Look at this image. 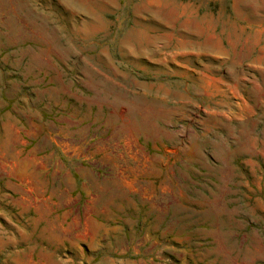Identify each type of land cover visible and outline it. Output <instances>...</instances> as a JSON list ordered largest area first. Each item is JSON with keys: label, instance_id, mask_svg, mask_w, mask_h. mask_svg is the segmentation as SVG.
I'll use <instances>...</instances> for the list:
<instances>
[{"label": "rangeland", "instance_id": "rangeland-1", "mask_svg": "<svg viewBox=\"0 0 264 264\" xmlns=\"http://www.w3.org/2000/svg\"><path fill=\"white\" fill-rule=\"evenodd\" d=\"M0 264H264V0H0Z\"/></svg>", "mask_w": 264, "mask_h": 264}]
</instances>
